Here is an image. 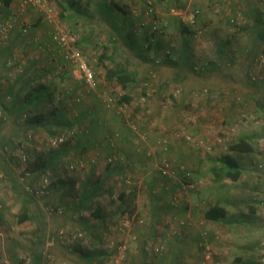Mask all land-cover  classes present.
Returning <instances> with one entry per match:
<instances>
[{
  "label": "rangeland",
  "instance_id": "obj_1",
  "mask_svg": "<svg viewBox=\"0 0 264 264\" xmlns=\"http://www.w3.org/2000/svg\"><path fill=\"white\" fill-rule=\"evenodd\" d=\"M63 1L45 0L46 5L56 13V20L53 21L45 18L44 7L41 6L27 5L21 10V0H11L9 7L22 12L16 24L23 23L27 32L14 30L8 43L0 49V264H34L32 251L39 239L43 243L39 247L41 251H50L47 264H238L239 258L241 262L264 264V89L259 96L260 108L253 101L244 99L248 87L243 83L245 77L250 83L264 82L263 49L251 60L253 63L249 70L240 69L234 73L236 79L228 78L235 85L224 91L225 97L221 96V87L215 92L216 87L205 83L188 92L182 102H178L174 93L179 86H169L172 90L167 91L159 104L162 110L170 106L167 110L169 119H173L175 114L177 116L175 121L179 123L174 130V140L181 143L182 150H185L186 159L182 161L178 162L162 150L169 144L165 136L168 134L158 133L156 140L150 143L149 135L138 131L141 126L144 130H151L157 127L154 123L160 121V118H155L148 124L142 123L145 119L133 111L135 107H141L140 100L149 104L147 75L143 79L146 84H142L141 80L135 88L136 95L141 93L142 98L117 109L118 117L124 120L127 127L138 131V139L149 143L145 152L149 159L146 157L142 166L134 161L122 165L125 181L131 180L130 183L136 187L135 192H167L172 189V197L180 198L175 193L179 192L185 201L180 198L182 204L188 206L190 203L189 207L195 208L189 213L190 218L186 215V218L180 216V219H176L180 226L168 223L167 228L170 236L182 235L180 238L185 240L183 237L187 235L188 242L194 233L198 234L197 245L187 246L191 250L190 256L171 259L167 263L157 258L150 259L149 254L148 257L138 254L136 260H130L129 254L136 240H139L137 231L141 234V243L144 241L146 244V252H158L163 256L165 251L162 239L158 238L156 245L152 243L150 247V238L146 235L151 201L149 205L146 197L140 199L143 204L136 209L148 211L146 214L136 215L135 211L129 213L123 206H116L117 192L124 182L120 177L103 180L102 173L119 155L117 151L108 153L98 148L101 142L93 136L91 118L79 120L75 125L76 135L71 134L68 126H46L53 117L51 110L56 106L67 111V114L55 120L62 124L71 120L74 114L80 115L86 108V102H94L97 114L113 112V107L105 108L103 94L115 91L120 95L123 91L120 85L105 80L107 63L128 62L130 68L134 69V56L143 59V64L147 63L146 67L154 72L150 76V99H153L155 90L152 83L159 75L156 66L163 68L162 77L170 80L174 70L165 65L169 59L166 56L178 55L182 48L189 52V65L193 63L198 67V72L189 68L191 78L186 81H216L217 76L226 74L225 68L217 69L216 66L228 63L225 58L229 49L236 56L234 62L238 64L242 61L243 50L249 47L244 37L253 27L247 21L242 6L248 0H241L234 10L232 0H151L156 29H153L154 34L145 33L148 37L144 45H139L143 37L141 29L152 30L150 15H146L149 9L146 0H105L107 4L112 2L119 7L114 10L121 18L122 32L119 31L118 35L117 26H112L113 21L109 24L113 30L100 35L103 20H98V16L91 12H84L92 11V6H87L85 0H76L73 6L66 2L69 14L62 12ZM69 2L74 3V0ZM254 2L260 4L262 0ZM195 10L198 15L189 26L190 32H183L190 22V14ZM9 16L0 12L1 18ZM60 29L78 35L79 40L75 44L87 55L94 68L99 79L98 88L87 89L82 78L65 60L53 38ZM123 41L131 42L139 50L138 53L130 43ZM154 45L159 47V58L165 57L163 60L166 62L158 60L156 65H150L149 57L155 55L152 49ZM221 50L224 52L220 53ZM210 67L213 69L210 70ZM200 75L203 76L194 78ZM28 77L33 82L25 84ZM139 78L136 76V79ZM41 85L52 93V100L47 102L41 119L37 115L42 107L34 106L33 111L24 112L16 120L17 124L13 123L8 110L18 112L16 110L24 96L30 93L28 95L34 97L36 87ZM169 93L173 98H166ZM172 108L176 110L169 113ZM95 117L101 119L102 116ZM98 124L101 127L102 123ZM161 127L167 131L164 125ZM96 131L98 134L99 130ZM104 131L107 133V143L116 148L121 132L115 128H105ZM240 137L252 143V151L242 153L228 149ZM78 143L84 144L85 148L77 147ZM225 154L233 156L241 165L243 171L239 179L220 177L217 170L221 165L220 158ZM44 164H47L46 167ZM42 167L44 169L41 171ZM136 170H140V173ZM88 174H91L92 180L97 178V183L101 180L103 190L100 202L107 204L104 213L112 211L100 222L94 219L96 217L91 209L81 214L71 212L73 201L82 195L81 183ZM25 190L35 198H30L32 196L25 194ZM175 199L171 198V201L177 203ZM216 199L225 204L226 218L220 221L205 219L204 211ZM23 203L35 215L18 222L17 214ZM117 209L119 213L113 211ZM39 211L42 216L37 214ZM101 212L99 210L97 215L104 214ZM161 220L160 224L164 225L163 221L168 219ZM83 222L96 223L90 235L85 232L87 229H81ZM194 223L199 227L195 232L190 229Z\"/></svg>",
  "mask_w": 264,
  "mask_h": 264
},
{
  "label": "crops",
  "instance_id": "obj_2",
  "mask_svg": "<svg viewBox=\"0 0 264 264\" xmlns=\"http://www.w3.org/2000/svg\"><path fill=\"white\" fill-rule=\"evenodd\" d=\"M68 0L63 1V14L66 13H70L67 9V2ZM241 0H232L231 1V5L233 10L238 7L240 5ZM12 4L11 0L8 2V4L5 3V0H1L0 1V12H2L5 16L10 14V5ZM85 4L87 6H92V11H87L85 10L84 12H91L93 15H97L98 16V20L102 21L101 24L103 27V31H100V35L101 34H106L110 31H112L113 29L110 28L109 24L114 21L115 17L114 15H112V17L109 15L110 12L114 14V10L109 9V12H107V7H109V4H107V2L105 0H85ZM242 6L244 7V14L246 16L247 21H249L251 23V27L252 30L249 31L248 36L244 37L245 38V42L249 43V46L251 45V49L249 48V50L247 51V56H246V52H243V57H242V61H240L238 64H236V62H234L235 59V55H233V53L231 52V50L229 49V51L227 52L228 55L226 54V58L225 60L228 61V63H223L222 65H220L219 67H217V69L219 68H225L226 70V74L224 75L223 73L219 76H217V80H213L211 82L208 81V79L203 80V82H201L200 80H189L186 81L187 78H191L189 77V67H184V68H178L175 69L173 66V60H170V68L173 71V73L170 76V80L164 79L163 73H162V69L158 66H156L157 71L159 72L158 78H156L155 83H152L155 86V90H154V94H153V99H150V77L148 76V83L149 86L147 87L148 92L146 93L147 95H149L147 97V100L149 98V104L146 105L145 103H143L140 100L141 103V107H135L133 109V111L135 112V115H138V117L145 119L144 121H141L142 123H149L152 120H155V118H160L159 122H156L154 124L157 125V127H153V129H146L144 130L141 126L140 129L138 130L140 133H146L149 135L150 137V143L154 142V140H156L155 138H157L156 136L158 135V133H163V134H168L165 135L168 140H169V144L166 145L165 147H163V151H165V154L169 155L171 158H175V160L182 161L183 159H186V154H185V150H182V144L175 141V127L177 126V123H179V121H175V119L177 118L176 114L173 116V119H169L167 117V110L168 108L162 110V108L160 107L159 101H161V99L167 94V91H171L172 89L169 87L170 85H175V87H177V85L179 86V89L177 88L175 90V96L178 99V102H182L183 97H185V95L190 92L193 91L196 87H198L201 84H210V86H214L215 88V92H218V87H221L223 89V91H221V96L225 97V93L224 91H228L230 89V87H233L235 84L231 82V80L229 79H236L237 77H235V72H238L240 69L243 71L249 70V68L252 66V61L248 58L249 52L250 50H253L254 52H259L260 50L263 49V45H264V0H262V3H255L254 0H248V2L245 4H242ZM114 7H116V5H114ZM45 15V14H44ZM90 15V16H93ZM46 18V15H45ZM109 22V23H108ZM122 32V31H121ZM248 38V40H247ZM228 41V39H227ZM232 41V40H231ZM125 41H123L124 43ZM127 42V41H126ZM125 42V43H126ZM129 42H127L128 44ZM261 43H263L261 45ZM131 47L132 44H131ZM125 48V47H123ZM126 50V49H125ZM135 50V48H134ZM130 51V50H129ZM139 51V50H138ZM137 51V52H138ZM256 52V53H257ZM134 53V51H133ZM181 53V54H180ZM187 52L182 48L179 51L178 55H182V58L184 57L183 54L185 55ZM245 53V54H244ZM135 54H137L135 52ZM189 54V52H188ZM217 54L219 55V53L217 52ZM179 57V56H178ZM143 59L140 58H136L134 56V61H132V63H134L136 65V71L137 73L140 75L141 77L139 79H137L138 81L134 82L131 85V95L133 96V99L131 100V103L133 102V100H138L140 98H142L141 93H139V95H136L135 92V88L137 87V85L140 83V81L142 80V84H144V78L146 77L147 71H149L150 67H146L147 63L144 65L143 64ZM189 59L187 60V64L189 66ZM216 65V63H214ZM169 66V65H168ZM213 68L210 67V70H212ZM201 73V72H199ZM219 74V73H218ZM217 74V75H218ZM246 74V73H245ZM203 75L200 76H195L194 78H200ZM229 78V79H228ZM243 83L248 87L245 90V94H244V99L247 101H253L258 107L262 108V104L259 101V96H260V92L264 89V82L260 83H250V81L245 77L243 78ZM226 87V88H225ZM169 88V90L167 89ZM220 93V92H219ZM145 94V93H143ZM215 94V93H214ZM228 94V93H227ZM173 98V96L169 93L167 95L166 98ZM180 100V101H179ZM150 101L152 103H150ZM162 102V101H161ZM133 104V103H132ZM145 106V107H144ZM173 110L176 109H170L169 113L173 112ZM178 111V110H177ZM176 111V113H177ZM83 114L84 116H87L88 118H91V125L90 128L92 129L93 132V136L96 137V140L100 141L101 144L98 146V148L100 147L101 149H104V151H108V153H110L112 150L117 151L118 159L115 158L113 159V164H109V168H107L103 173V180L104 179H115L120 177V180L124 182V184L121 186V189L119 192H117V200L115 201L116 206L120 208V206H123L126 209H130L131 212H136L137 213H144L146 214L148 211H143L142 208H139L138 210L137 207H141L143 202H140V199H144L146 197V200L148 201L147 203H149L150 205V201H151V205H150V211H149V215H148V220H146V222H148V226L146 228V235L150 238V247L151 244L152 245H156L157 239H162V243L165 244V251L163 253H156L153 251H148L146 252L144 250V246H146L145 242L143 241L141 243L140 241V232L137 231L136 235L138 237L139 240H136L137 242L134 244V248L133 250H131V253L129 254V259L130 260H136L137 259V255H143L145 257H148L147 254H149L150 259H155L159 260V261H164V262H169L171 259L176 260V258L181 259L184 258L185 255H191V250H189L190 248L187 246L190 245H197V233H194V235L192 236V240L190 239V241H186L187 235L185 237H183L185 240H182L180 237H182V235H179V237L174 236L173 235H169V231H168V223H170L171 225H178L180 226L178 223H176V219L180 216V218H186L185 216L187 215V218L189 217V213L193 210H195V208L193 207H189L191 204L189 203L188 206L186 203L182 204V202L184 201L183 198H181V193L179 192H175L176 194H178V196L183 200L181 201L180 198L175 199V196L172 197V189H170L167 192L164 191H155V192H147V193H141L143 191H139V192H135L136 187L133 185V183H130V181H125L124 179V172H123V166L122 165H127L130 164V162H136L138 166H142L146 161V159L149 157L146 156L147 153V146L148 144H145L142 140L138 139V135L137 132L129 127H127V125L123 122L124 120L119 118L117 114H114V112H111L112 114H108V113H103L102 115H100L99 113L97 114V112L94 111V102H90L87 103L86 102V108L84 111L80 112V114ZM96 116H102L101 119L95 117ZM168 118V119H167ZM163 120H166L167 122L162 123ZM99 123H102L101 127L99 126ZM97 124V125H96ZM96 125V126H95ZM161 125L165 126V129L167 131H163ZM149 126V125H148ZM104 127V128H103ZM145 127V126H144ZM159 127V128H158ZM106 128L109 129H118L121 132V139L119 141V143L117 144V146H115L116 148H113L111 146H109V144L107 143L108 141V137H107V133L104 131V129ZM96 130H99V133H97ZM150 132V133H149ZM107 140V141H106ZM109 142V141H108ZM137 142L139 144H137ZM168 142V141H167ZM179 143V144H177ZM112 144V143H111ZM156 144V143H155ZM184 148V147H183ZM103 153V152H102ZM116 153V152H115ZM147 157V158H146ZM122 158V159H121ZM151 158V156H150ZM145 161V162H144ZM133 162V163H134ZM136 172L140 173V170H136ZM85 180V179H84ZM101 182V180H100ZM98 182V184L100 183ZM129 183V184H127ZM131 187V188H130ZM103 190V185H101V183L99 184V186H94L91 188H85L83 187V200L85 201L84 207L80 210H78V207H76L75 210H77L74 214H81L86 213L87 210L91 209V211H94L95 208H99L100 211L102 210L101 214L104 213L105 211V206H107L106 203H102L100 202V200L102 199V197L100 196V193H102ZM111 188L109 189V193H111ZM100 197V198H99ZM111 197V196H110ZM81 198V196H80ZM79 198V199H80ZM171 198H174L175 200H177L176 202L171 201ZM78 200L73 201L72 203V210L71 212L73 213V209L75 208V205H78L77 203H79ZM185 202V201H184ZM188 202V201H187ZM181 203V204H180ZM155 205H157V207H155ZM170 205V208H169ZM95 206V207H94ZM125 210V211H128ZM118 211L117 210H113ZM112 211H106L103 215H98V218H94V219H98V221L100 222V220L102 218H105L106 214L111 213ZM119 213V211H118ZM135 214V213H134ZM178 218V219H180ZM162 219V220H161ZM168 219L166 222L163 220ZM163 221L164 225H161L159 221ZM96 223H93V225ZM93 225H91L90 222H83V227H81V229L84 231V229H87L85 232L86 233H92L93 230L95 229L93 227ZM103 225V224H98V226ZM173 227V226H172ZM134 227L131 228V230H133ZM198 226L194 223L192 225V227L190 228L191 230H193L195 232V230H198ZM137 229V227L135 228ZM91 231V232H90ZM136 237V236H135ZM135 237H134V241H135ZM199 237V236H198ZM180 238V239H179ZM182 240V241H178ZM189 239V238H188ZM42 239H39V241L37 243H35V246L33 248L32 251V255H34L33 257V262L34 264H42V261H40V254L39 251H41V249L39 248L43 243L41 242ZM160 243V242H159ZM161 244V243H160ZM186 245V246H183ZM151 250V249H150ZM187 250V251H186ZM186 251V252H185ZM37 254V255H36ZM159 256V257H158Z\"/></svg>",
  "mask_w": 264,
  "mask_h": 264
},
{
  "label": "trees",
  "instance_id": "obj_3",
  "mask_svg": "<svg viewBox=\"0 0 264 264\" xmlns=\"http://www.w3.org/2000/svg\"><path fill=\"white\" fill-rule=\"evenodd\" d=\"M9 1L10 0H5V3L8 4ZM67 3H68V5L73 6L72 4H75L76 0H74V3L69 2V0H68ZM116 7H114L113 3L111 2L109 4V7H107V12H109V9H110V11L119 9V7L117 5H116ZM109 15L111 17H112V15H114V17H115V19H114V21L112 23L113 24L112 26H115V27L117 26L116 35H118V32L122 30L120 28L121 18L118 16V14H115V13L113 14V13L110 12ZM234 15H235V13H234ZM110 25H111V23H110ZM190 25H192V23L189 22L183 28V32L189 33L190 32V27H189ZM139 26L141 27V25H139ZM141 31H142L141 33L143 34V37L141 38L142 41H141V43H139V45H144V42L146 41V39L148 37L147 35H145V33H150V35H151V34H154V31L150 30V28H147V30H144L142 28ZM248 34H246V35L248 36ZM247 40H248V38H247ZM129 43L131 45V42H129ZM262 44L263 43H261V45ZM3 47L4 46H1L0 49H2ZM262 47H263V50H264V45ZM134 48H136V47H134ZM249 48L250 49L252 48L251 45L249 47H245V49L243 50V51L246 52V56H247V51L249 50ZM152 49H153V52L155 53V55H152L151 57H149L150 58V62L149 63H150V65L152 63L156 65L157 64L156 62H158V60H160V62H161L165 57L164 58H159V47L158 46L154 45V46H152ZM135 50L138 51L137 48ZM221 51H219V52L220 53L224 52L223 50H221ZM256 52H254L253 50H250L248 58L250 60H253V58L255 59L258 56V54L261 52V50L259 52H257V53ZM174 56H175V58H174ZM183 56L184 57L182 58V55H172L171 57H168V55H167L166 58H169V59H167L168 61H167V63L165 65H169L170 66V62L169 61L173 60V58H174L175 62H173V66L172 67H174L175 69L189 67L193 72H195V71L198 72L196 70L198 67L195 64L192 63L191 66L190 65L188 66V64L186 63L188 59L190 61L188 53H186L185 55L183 54ZM144 59L146 60L147 58L144 57ZM162 62H166V61L163 60ZM150 70L151 69L149 68V71H147V74H146L147 78H148V76L150 77L151 75L152 76L154 75V72H152ZM136 76H137V78H139V74L136 71V67H134V69H131L130 65L128 64V62L127 63L126 62H116V63L110 64V65L108 63L105 64V80L108 81V82L109 81L113 82L116 85H120L121 88H122V91H123V92H121L120 95L118 93H116L115 91H113V92L110 91L109 93L105 92L103 94V101H104V106H105L106 109H108L110 107H113L111 110L114 112V114H117V111H118L117 109L118 108L130 105L131 100L133 99V96L131 95L130 89H131V85L134 83V81L137 80ZM250 80H251V78H250ZM31 82H33V79L28 77V79H26V83L25 84H28V83H31ZM145 84L146 83L144 82V85ZM84 85L87 86L85 83H84ZM24 86H25L24 83H22V87H24ZM98 86H99V83L95 87H87V89L92 90V89L98 88ZM35 92L37 94L34 97L29 96L28 94H30V93H27V95L24 96V98L19 103L18 109L16 110L18 112L13 111L12 109L8 110L9 112L7 111L9 113L11 121L13 123L17 124L16 120L18 118H20L21 115L24 112L29 111V110L33 111L32 108L34 106H41L42 107V109L40 108L41 113L39 115H37L38 116L37 118L41 119V117L43 116V113L46 111L47 102L52 100V93L51 92H47V87H43V85H41L39 87H36ZM77 100L79 101L80 99H77ZM47 111H50V109H47ZM51 111L53 113V117L48 121L46 126H53V125L55 127L68 126V128L70 129L72 135L78 134V132L75 131V125H77L79 120L81 118L87 117V116H84L82 113L80 115L74 114L73 117L71 118V120H66L62 124V123H59V122H55V120L57 118H59V117H63L65 115V113L67 114V111L63 107H57V106H56V108L52 109ZM76 146L77 147L81 146L82 149L85 148V145L82 144V143H78ZM109 146L112 147V145H110V144H109ZM228 149L230 151H233V152L245 153V152L252 151L253 150V146H252V143L249 140H247L244 137H240V138L236 139V141L231 143L229 145ZM220 163H221V165H220L219 169L217 170L218 173H220V177H223V178L226 177L229 180H237V179H239V177L241 176L243 170L241 169V165L239 164L237 159H235L230 154H225V155H223L220 158ZM46 165L47 164H44V167H46ZM44 167H42L40 170L42 171L44 169ZM92 179L93 178L91 177V174H88L86 179L81 183L82 187L88 188L89 185L91 187L99 186V184L96 181L97 178H95L94 180H92ZM82 191H83V189H82ZM25 194H30V196H32L30 198H35L27 190H25ZM82 197H83V194L81 195V198L78 201L79 203H77L78 205H75V208L73 209V214L77 211V210H75L76 207H78V210H80L81 207L82 208L84 207L83 204H85L86 200L82 201L83 200ZM32 200H34V199H32ZM99 210H100L99 208H95V210L93 211L94 217L98 218L97 213L99 212ZM128 212L132 213L130 209L128 210ZM37 214L42 216V212L41 211H39ZM34 215H35L34 213L32 215V213H30L28 211L27 204L23 203L22 209L17 214L18 222L26 221V220L30 219L32 216H34ZM226 215H227V209H226L225 204L223 202H221L220 200H217V199L208 205V207L206 208V210L204 211V214H203L205 219H208V220H211V221H220L222 219H225ZM49 252H50L49 250L39 251V254H40L39 258H40V261H42V264H47L49 262V259H50V253ZM238 262H239L238 264H260V263H255V262H245L244 260L241 262V258L238 259Z\"/></svg>",
  "mask_w": 264,
  "mask_h": 264
},
{
  "label": "built area",
  "instance_id": "obj_4",
  "mask_svg": "<svg viewBox=\"0 0 264 264\" xmlns=\"http://www.w3.org/2000/svg\"><path fill=\"white\" fill-rule=\"evenodd\" d=\"M146 2L147 8H149L146 11V15H150V25L153 30L156 29V19L153 18L154 6L151 0H146ZM20 5L21 10H24L27 5L44 7V14L46 15L47 20H56V13H54L53 10L46 5L45 0H21ZM21 13L22 12H19L18 10H11L9 17L5 19L0 17V47L4 46V44L8 42L10 34L14 30H20L22 33L27 32V28L23 23L19 24L21 23L19 22L18 25L16 24V21H18L17 17ZM196 15H198L197 10L190 14V23H194ZM141 26L143 27V25ZM53 38L61 48L64 58L73 67L75 74L82 78L87 87H95L99 83V79L94 71V68L89 63L87 55L75 44L76 41L79 40L78 35L76 33H71L69 30L60 29L55 32ZM199 142H201V140ZM163 173H166V171L163 170Z\"/></svg>",
  "mask_w": 264,
  "mask_h": 264
}]
</instances>
